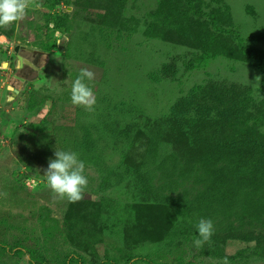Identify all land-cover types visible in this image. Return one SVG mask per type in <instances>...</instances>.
Wrapping results in <instances>:
<instances>
[{"label": "rangeland", "instance_id": "1", "mask_svg": "<svg viewBox=\"0 0 264 264\" xmlns=\"http://www.w3.org/2000/svg\"><path fill=\"white\" fill-rule=\"evenodd\" d=\"M39 2L0 32V264H264V0ZM56 150L85 162L79 202L42 177Z\"/></svg>", "mask_w": 264, "mask_h": 264}, {"label": "clouds", "instance_id": "2", "mask_svg": "<svg viewBox=\"0 0 264 264\" xmlns=\"http://www.w3.org/2000/svg\"><path fill=\"white\" fill-rule=\"evenodd\" d=\"M41 7L39 0H0V27H9L24 19L27 12ZM59 44V43H58ZM95 74L89 69H81L72 83L71 103L83 107L86 111L95 110L96 95L87 82L93 81ZM260 77L252 85L259 93ZM249 82V81H248ZM250 83V82H249ZM55 159H50L42 177L47 187L60 200L66 199L69 203H76L83 199L88 188V177L85 175V162L79 159L74 151L56 150ZM197 237L194 245L199 248L211 240L214 234V225L211 219L201 218L196 224ZM224 264H228L227 258Z\"/></svg>", "mask_w": 264, "mask_h": 264}, {"label": "trees", "instance_id": "3", "mask_svg": "<svg viewBox=\"0 0 264 264\" xmlns=\"http://www.w3.org/2000/svg\"><path fill=\"white\" fill-rule=\"evenodd\" d=\"M211 26L213 28L216 27V19H214V17H212V21L210 22ZM0 32L6 37V38H9V35L7 33V31L4 29V27H0ZM9 40V39H8ZM261 64V63H260ZM261 68V66H259ZM262 69V68H261ZM260 69V70H261ZM261 73H262V80H263V85H264V70L262 69L261 70ZM11 248L9 249V252L8 253H11ZM13 254H21V250H16ZM31 256V255H30ZM34 262V260L31 258V263ZM84 260L82 257L78 256V255H67L64 259L63 262H61V264H84ZM98 264H116L114 261H110V260H103V261H100Z\"/></svg>", "mask_w": 264, "mask_h": 264}, {"label": "water", "instance_id": "4", "mask_svg": "<svg viewBox=\"0 0 264 264\" xmlns=\"http://www.w3.org/2000/svg\"><path fill=\"white\" fill-rule=\"evenodd\" d=\"M23 49L26 50L27 52L32 53L33 55H34V54H38V53H40V52H38V51L31 50V49H29V48H25V47H22V46H19V45H15V46H14V52H15V53H18L19 50L22 51ZM16 61H17V63H18L19 65H21L22 62L29 63V62H27L26 60H23V58H22L20 55H17V57H16ZM16 92H17V91H16Z\"/></svg>", "mask_w": 264, "mask_h": 264}, {"label": "flooded vegetation", "instance_id": "5", "mask_svg": "<svg viewBox=\"0 0 264 264\" xmlns=\"http://www.w3.org/2000/svg\"><path fill=\"white\" fill-rule=\"evenodd\" d=\"M22 51H26V50H22ZM19 52H21V50H19ZM27 52V51H26ZM30 53V52H29ZM16 55V57H17V55H18V53H15ZM32 54V53H31ZM33 55V54H32ZM37 55H41V54H34L33 56H37ZM23 60H26V59H23ZM16 61V60H15ZM27 62H29L28 60H26ZM16 66L17 67H23V66H28L29 68H31V69H33V70H36V67H35V65L33 64V63H31V62H29V63H26V62H22V64L21 65H19L18 63H17V61H16ZM17 80H23V79H21V78H19L18 76H14Z\"/></svg>", "mask_w": 264, "mask_h": 264}]
</instances>
